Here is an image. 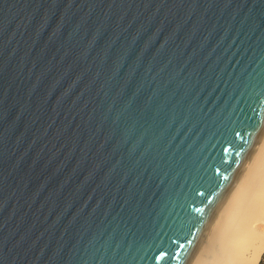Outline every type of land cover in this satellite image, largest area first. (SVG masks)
Wrapping results in <instances>:
<instances>
[{"label": "water", "instance_id": "95a60500", "mask_svg": "<svg viewBox=\"0 0 264 264\" xmlns=\"http://www.w3.org/2000/svg\"><path fill=\"white\" fill-rule=\"evenodd\" d=\"M263 128L264 0H0V264H186Z\"/></svg>", "mask_w": 264, "mask_h": 264}, {"label": "bare ground", "instance_id": "6f19581e", "mask_svg": "<svg viewBox=\"0 0 264 264\" xmlns=\"http://www.w3.org/2000/svg\"><path fill=\"white\" fill-rule=\"evenodd\" d=\"M225 194L186 264H259L264 255V128Z\"/></svg>", "mask_w": 264, "mask_h": 264}, {"label": "rangeland", "instance_id": "374dc122", "mask_svg": "<svg viewBox=\"0 0 264 264\" xmlns=\"http://www.w3.org/2000/svg\"><path fill=\"white\" fill-rule=\"evenodd\" d=\"M253 176H256V173H255V175H253ZM259 264H264V255L261 257V259H260V261H259Z\"/></svg>", "mask_w": 264, "mask_h": 264}, {"label": "snow or ice", "instance_id": "6c2138e0", "mask_svg": "<svg viewBox=\"0 0 264 264\" xmlns=\"http://www.w3.org/2000/svg\"><path fill=\"white\" fill-rule=\"evenodd\" d=\"M239 135V134H238Z\"/></svg>", "mask_w": 264, "mask_h": 264}]
</instances>
